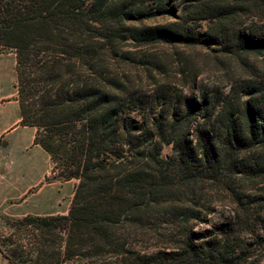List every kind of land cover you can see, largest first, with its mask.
<instances>
[{
  "label": "trees",
  "instance_id": "obj_1",
  "mask_svg": "<svg viewBox=\"0 0 264 264\" xmlns=\"http://www.w3.org/2000/svg\"><path fill=\"white\" fill-rule=\"evenodd\" d=\"M160 15L174 19L144 23ZM254 16L264 0H0L20 124L36 128L54 179L76 180L67 213L0 215L10 264H264ZM128 44L174 48L177 70ZM198 49L236 60L242 79L227 92L198 82Z\"/></svg>",
  "mask_w": 264,
  "mask_h": 264
},
{
  "label": "rangeland",
  "instance_id": "obj_2",
  "mask_svg": "<svg viewBox=\"0 0 264 264\" xmlns=\"http://www.w3.org/2000/svg\"><path fill=\"white\" fill-rule=\"evenodd\" d=\"M181 7V6H180ZM174 17L167 15H160L151 19L144 20L146 24H160L173 20ZM253 21L264 23V16H254ZM208 21L203 20L202 24L205 26ZM126 49L133 51L137 56L141 55L143 52H147L152 55L161 56L164 58L166 55V61L170 63V69L175 71L177 66L175 61L177 58L173 55L174 48L166 47L162 45H150L147 48L134 47L133 45H126ZM179 51H183L185 55H191L189 48L178 46ZM199 50V49H198ZM194 54L198 55L194 61L203 67V71L197 76L198 82H205L207 84L217 83L222 85L224 91H229V85L225 83L234 80H241L244 72L237 67V61L233 60L230 66L226 65L228 60L220 56H215L217 58H212L213 55L205 57L204 54L207 52L205 49L199 51H193ZM199 55L205 58L199 57ZM220 58V59H218ZM222 59L223 62H220ZM255 64L253 71L259 73V75H264V58L262 56L251 59ZM251 70V68H249ZM252 71V72H253ZM16 75H15V53L12 50L4 49L0 50V103H5V101L12 100L16 97ZM8 103H11L8 102ZM2 121H0V124ZM19 125H21L19 123ZM5 143V138H0V145ZM172 151V144H164L161 154L167 156ZM6 153L0 150V159L4 158ZM31 165L36 173H39L42 169H46L47 173L44 178L40 180L37 184H33L31 189L26 193V195L17 200H12L7 202L4 206L0 207V215H6L10 217H20L25 214H51V213H67L71 198L73 195L74 186L76 183L75 179L69 180H59L54 179L51 173V161L49 156L44 158L38 155L31 156ZM224 207V206H223ZM222 206H219L217 212L211 215V220H218L219 214L221 213ZM2 227V222L0 221V229ZM202 227V225H196L195 229Z\"/></svg>",
  "mask_w": 264,
  "mask_h": 264
},
{
  "label": "crops",
  "instance_id": "obj_3",
  "mask_svg": "<svg viewBox=\"0 0 264 264\" xmlns=\"http://www.w3.org/2000/svg\"><path fill=\"white\" fill-rule=\"evenodd\" d=\"M20 120L16 97L0 103V138H5L0 150L6 153L0 159V207L23 198L32 185L40 182L47 173L46 169L39 173L34 171L31 156L34 154L47 158L49 155L40 144L34 142L36 128L19 125ZM0 264H10L1 253Z\"/></svg>",
  "mask_w": 264,
  "mask_h": 264
}]
</instances>
